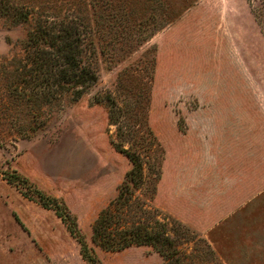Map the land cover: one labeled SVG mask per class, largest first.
Returning <instances> with one entry per match:
<instances>
[{
	"label": "rangeland",
	"instance_id": "374dc122",
	"mask_svg": "<svg viewBox=\"0 0 264 264\" xmlns=\"http://www.w3.org/2000/svg\"><path fill=\"white\" fill-rule=\"evenodd\" d=\"M100 1L0 0V264H89L61 218L39 204V190L64 203L99 264H163L148 246L110 252L91 241L130 168L107 104L96 99L108 94L130 104L129 141L145 163L131 213L179 223L188 238L194 231L223 264H264L257 0H117L128 23L115 38L90 36L96 84L75 101L28 99L21 77L33 18L93 30L91 3Z\"/></svg>",
	"mask_w": 264,
	"mask_h": 264
},
{
	"label": "trees",
	"instance_id": "16d2710c",
	"mask_svg": "<svg viewBox=\"0 0 264 264\" xmlns=\"http://www.w3.org/2000/svg\"><path fill=\"white\" fill-rule=\"evenodd\" d=\"M101 1L105 2L103 7ZM101 1L97 7L91 3L95 16L93 30L75 19L33 18L24 43L21 77V88L28 99L45 104L59 98L75 101L96 84L98 77L90 39L92 31L96 35L103 30L115 38L121 23H128L123 19L117 0ZM254 9L264 29V0H257ZM23 19L28 20V16L24 15ZM96 99L107 104L109 122L116 127L117 146L128 159L130 168L116 197L98 214L92 226L91 241L110 252L148 246L161 256L163 264H223L210 243L203 237H196L194 231L187 230L191 235L188 238L179 223L171 224L169 220L159 219L155 213H131L134 199L138 197L136 194L145 183L146 173L141 153L133 149L129 141L135 132L133 121L127 115L130 104L119 105L111 94L99 99L97 96ZM124 143H129V147L125 148ZM9 180L18 183L17 180ZM36 196L43 208L52 209L65 223L76 238L82 257L89 264H99L64 203L40 190L36 191ZM192 242L195 244L186 252L184 246Z\"/></svg>",
	"mask_w": 264,
	"mask_h": 264
},
{
	"label": "crops",
	"instance_id": "0c3cea01",
	"mask_svg": "<svg viewBox=\"0 0 264 264\" xmlns=\"http://www.w3.org/2000/svg\"><path fill=\"white\" fill-rule=\"evenodd\" d=\"M252 192H254L253 193V195L251 196V198H254V196L257 194V193H259V192H261V190H255V191H252ZM251 192V193H252ZM249 195V194H248ZM256 197V196H255Z\"/></svg>",
	"mask_w": 264,
	"mask_h": 264
}]
</instances>
